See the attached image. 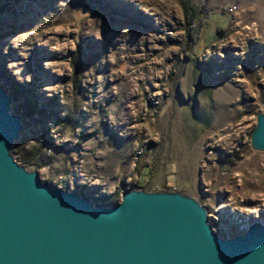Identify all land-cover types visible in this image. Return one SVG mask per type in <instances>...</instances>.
<instances>
[{"label":"rangeland","instance_id":"obj_1","mask_svg":"<svg viewBox=\"0 0 264 264\" xmlns=\"http://www.w3.org/2000/svg\"><path fill=\"white\" fill-rule=\"evenodd\" d=\"M0 83L44 182L180 192L222 238L264 222V0H0Z\"/></svg>","mask_w":264,"mask_h":264},{"label":"water","instance_id":"obj_2","mask_svg":"<svg viewBox=\"0 0 264 264\" xmlns=\"http://www.w3.org/2000/svg\"><path fill=\"white\" fill-rule=\"evenodd\" d=\"M11 102L0 83V264H264L260 220L222 238L206 207L180 192L130 190L96 206L44 182L11 153L23 128ZM256 118L250 145L264 150V111Z\"/></svg>","mask_w":264,"mask_h":264},{"label":"built area","instance_id":"obj_3","mask_svg":"<svg viewBox=\"0 0 264 264\" xmlns=\"http://www.w3.org/2000/svg\"><path fill=\"white\" fill-rule=\"evenodd\" d=\"M237 10H238L237 4H230V5L225 7V11H227L230 14L235 13V11H237Z\"/></svg>","mask_w":264,"mask_h":264},{"label":"bare ground","instance_id":"obj_4","mask_svg":"<svg viewBox=\"0 0 264 264\" xmlns=\"http://www.w3.org/2000/svg\"><path fill=\"white\" fill-rule=\"evenodd\" d=\"M258 215H259V213H258Z\"/></svg>","mask_w":264,"mask_h":264}]
</instances>
